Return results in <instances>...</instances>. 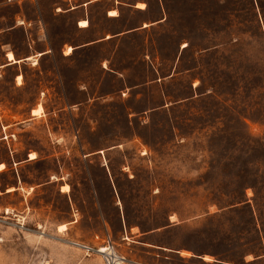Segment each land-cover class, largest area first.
Masks as SVG:
<instances>
[{
    "label": "rangeland",
    "instance_id": "rangeland-1",
    "mask_svg": "<svg viewBox=\"0 0 264 264\" xmlns=\"http://www.w3.org/2000/svg\"><path fill=\"white\" fill-rule=\"evenodd\" d=\"M123 1L154 22L64 57L61 0H0V264L264 254V0Z\"/></svg>",
    "mask_w": 264,
    "mask_h": 264
},
{
    "label": "crops",
    "instance_id": "crops-1",
    "mask_svg": "<svg viewBox=\"0 0 264 264\" xmlns=\"http://www.w3.org/2000/svg\"><path fill=\"white\" fill-rule=\"evenodd\" d=\"M64 4V7H62L61 13H74L76 15L75 18V26L78 30L84 33H88V36L85 40L78 42V43H64L65 46L71 48L66 53H63L64 57H68L73 54L74 51L88 48V47H94V46H101L106 45L111 42H116L121 40L122 38L128 37L130 34H138L141 32V30L148 27L149 24H151L154 21H149L146 19H142L139 23L133 22V20L126 19L123 15V11L128 12L129 14L134 13H145V10L147 9L145 4L143 2H137L134 5L129 2H125L123 0H61ZM107 2L106 7H104L102 11V18L104 19V22H107V24L113 25L115 23V26H97L96 23L93 22L90 12L93 9V7L96 4ZM143 5V7H140V5ZM59 9V8H58ZM162 13L163 9L159 8ZM114 11L115 14L111 15L110 13ZM164 15V14H163ZM82 21H86L85 26H80L79 23ZM167 21V18L165 16L159 17L155 22V24L152 25H163ZM120 24V25H119ZM151 27V26H149ZM44 35V34H43ZM184 48L186 46H183ZM182 47V48H183ZM52 52L50 44L46 41L44 49L41 51H38V56L43 57L45 55H49ZM14 56V54H13ZM6 59L8 60L7 56ZM15 61L8 60V63L6 65H12L19 63L21 61H24L26 59H30V57H19L16 58L14 56ZM59 193L62 196H65L69 193L70 190L64 191L62 190V187L59 188ZM166 229V228H165ZM148 245L153 246L151 243ZM160 252L164 254V258H168L167 256H176L177 254H181V251H178L175 248L168 247L166 245L158 246ZM245 257V256H244ZM251 260H244L243 264H256L259 263L260 260L264 259V254L259 255H253L251 256ZM223 262V261H220ZM230 262V261H229ZM217 263V262H216ZM225 264H240V263H234V262H224ZM242 264V263H241Z\"/></svg>",
    "mask_w": 264,
    "mask_h": 264
},
{
    "label": "bare ground",
    "instance_id": "bare-ground-1",
    "mask_svg": "<svg viewBox=\"0 0 264 264\" xmlns=\"http://www.w3.org/2000/svg\"><path fill=\"white\" fill-rule=\"evenodd\" d=\"M110 14H111V15H114L115 12L112 11ZM79 25H80V26H85V25H86V21H82V22H80ZM68 50H70V49H68ZM6 56H7L8 60H10V61H15L12 52L8 51V52L6 53ZM18 78H19V76H18ZM37 111H38L37 109H34V110L32 111V114H36ZM29 158L32 159V158H34V156H33L32 154H30ZM0 166H2V164H1ZM107 253H108V252H107Z\"/></svg>",
    "mask_w": 264,
    "mask_h": 264
},
{
    "label": "built area",
    "instance_id": "built-area-1",
    "mask_svg": "<svg viewBox=\"0 0 264 264\" xmlns=\"http://www.w3.org/2000/svg\"><path fill=\"white\" fill-rule=\"evenodd\" d=\"M8 1H10V0H8ZM83 248L89 249L86 246H83ZM106 249H107L106 252H101V253H104L106 255L107 264H113L115 262V260L119 259V257L116 256L112 251H110L109 248H106ZM109 251H110V254H109ZM98 252H100L99 249H98Z\"/></svg>",
    "mask_w": 264,
    "mask_h": 264
},
{
    "label": "snow or ice",
    "instance_id": "snow-or-ice-1",
    "mask_svg": "<svg viewBox=\"0 0 264 264\" xmlns=\"http://www.w3.org/2000/svg\"><path fill=\"white\" fill-rule=\"evenodd\" d=\"M140 7H143V5H140Z\"/></svg>",
    "mask_w": 264,
    "mask_h": 264
}]
</instances>
